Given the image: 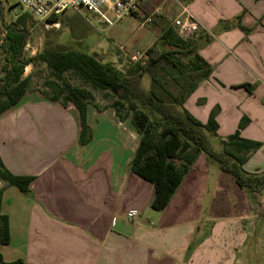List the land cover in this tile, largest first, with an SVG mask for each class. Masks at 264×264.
Listing matches in <instances>:
<instances>
[{"label": "crops", "instance_id": "1", "mask_svg": "<svg viewBox=\"0 0 264 264\" xmlns=\"http://www.w3.org/2000/svg\"><path fill=\"white\" fill-rule=\"evenodd\" d=\"M183 7L201 24L197 52L211 70L183 105L204 124L219 107L220 139L248 118L241 136L263 146L244 169L264 173V0H143L134 18H151V46ZM88 122L93 139L81 146L77 109L29 93L0 116L3 164L34 178L29 194L3 191L6 262L264 264V225L251 223L264 214L252 211L246 190L219 165L200 154L168 206L156 211L154 185L131 169L141 139L131 118L88 111ZM129 211L140 214L136 222H128Z\"/></svg>", "mask_w": 264, "mask_h": 264}, {"label": "trees", "instance_id": "2", "mask_svg": "<svg viewBox=\"0 0 264 264\" xmlns=\"http://www.w3.org/2000/svg\"><path fill=\"white\" fill-rule=\"evenodd\" d=\"M27 17L21 14L17 24L5 28L3 49L5 64L0 66V116L16 107L29 93L32 75L24 76L28 66L42 65L50 73L45 80V99L60 103L65 108L73 105L79 114V144L88 145L93 139L88 122L89 105L95 100L93 93L73 85L67 79L68 72L75 73L95 90L110 91L117 100L113 107L121 120L131 122L141 136L136 154L131 162L132 171L143 180L154 185L155 196L152 208L164 210L200 154L218 163L220 169L231 175L240 188L248 193L253 212L264 214V173H249L244 165L252 154L263 146L261 142L243 138L241 131L249 124L243 118L232 135L221 138L223 150L215 152L209 143V136H216L219 128L215 107L207 123H202L185 107L184 101L195 92L199 82L211 75L208 64L197 52V39H182L175 28L166 29L157 42L146 50L148 64L137 63L135 71L125 73L111 64H103L86 53L75 50L45 48L30 59H23L27 43ZM61 16L48 22L57 23ZM1 30V26H0ZM179 56L191 57L189 71ZM161 64L174 67L184 74L183 91L174 95L164 88L154 75ZM184 70V71H183ZM192 72V73H191ZM150 75L157 89L142 90L135 85L134 77ZM123 111H126L124 114ZM33 177L17 176L11 173L0 158V247L10 244V220L2 212V195L5 187H16L21 193L29 194ZM0 264H25L22 260L6 262L0 251Z\"/></svg>", "mask_w": 264, "mask_h": 264}, {"label": "rangeland", "instance_id": "3", "mask_svg": "<svg viewBox=\"0 0 264 264\" xmlns=\"http://www.w3.org/2000/svg\"><path fill=\"white\" fill-rule=\"evenodd\" d=\"M19 0H2L5 10L4 22L6 26L17 24L19 16L13 14ZM154 25L146 23L141 25V21L134 17H128L108 27L99 21V18L86 12L68 11L61 15L57 23L39 22L32 17H27V43L23 50V59L27 60L40 54L45 48L51 47L55 50H75L81 53L89 54L103 64H111L118 70L126 72L135 71L138 64L146 66L149 58L146 56V50L156 40ZM5 28L1 26L0 30V66L5 64L6 54L3 49V40L5 37ZM120 47H123L121 49ZM136 51L141 52V57L133 60L131 57ZM189 71L191 57L179 56ZM183 70V71H184ZM192 73V72H191ZM32 75L29 94L44 97V92L48 91L45 87V80L50 77L49 71L42 65L28 66L25 69L24 76ZM155 77L160 84L174 95H179L183 91L182 79L184 74L174 67L161 64L154 72ZM67 79L75 86L90 90L95 100L89 105V112L94 117L103 115L109 117L115 113L114 102L118 99L110 91L95 90L89 84L85 83L75 73L68 72ZM135 85L142 90L157 89L160 87L153 82L150 75L139 77L133 76ZM61 105V102L59 103ZM72 106V105H71ZM125 114L126 111H123ZM117 116V115H116ZM211 148L216 152L223 150V144L220 138L209 136ZM215 166L217 162H213ZM219 167V166H218ZM257 228L264 225V216L251 222ZM253 245H250L252 247ZM253 248V247H252ZM1 249V247H0ZM249 255L255 256L254 252ZM258 259L263 260V253L258 252Z\"/></svg>", "mask_w": 264, "mask_h": 264}, {"label": "built area", "instance_id": "4", "mask_svg": "<svg viewBox=\"0 0 264 264\" xmlns=\"http://www.w3.org/2000/svg\"><path fill=\"white\" fill-rule=\"evenodd\" d=\"M143 0H19L15 9L20 14H28L39 22H48L49 19L61 16L68 11L86 12L99 18L102 24L113 27L118 22L128 17H134ZM2 3V0H0ZM3 5V3H2ZM151 18L142 21L141 25L151 23ZM182 39H191L201 31L200 22L189 12L187 7L171 21ZM123 49V47H120ZM141 57V52L136 51L132 55L133 60ZM3 183L0 181V189ZM129 223L136 222L140 214L137 211H129L126 215Z\"/></svg>", "mask_w": 264, "mask_h": 264}, {"label": "water", "instance_id": "5", "mask_svg": "<svg viewBox=\"0 0 264 264\" xmlns=\"http://www.w3.org/2000/svg\"><path fill=\"white\" fill-rule=\"evenodd\" d=\"M4 7L2 5V3L0 2V26H3L5 25V22H4Z\"/></svg>", "mask_w": 264, "mask_h": 264}, {"label": "flooded vegetation", "instance_id": "6", "mask_svg": "<svg viewBox=\"0 0 264 264\" xmlns=\"http://www.w3.org/2000/svg\"><path fill=\"white\" fill-rule=\"evenodd\" d=\"M12 13H13V14H16V13H17L18 16L21 15L20 12H19L18 10H16V11H12ZM4 14H5V10H4Z\"/></svg>", "mask_w": 264, "mask_h": 264}]
</instances>
